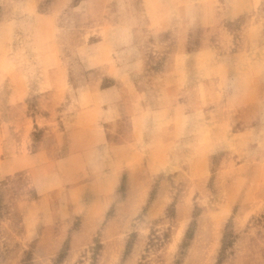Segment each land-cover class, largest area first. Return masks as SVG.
<instances>
[{"label": "rangeland", "instance_id": "374dc122", "mask_svg": "<svg viewBox=\"0 0 264 264\" xmlns=\"http://www.w3.org/2000/svg\"><path fill=\"white\" fill-rule=\"evenodd\" d=\"M0 264H264V0H0Z\"/></svg>", "mask_w": 264, "mask_h": 264}]
</instances>
